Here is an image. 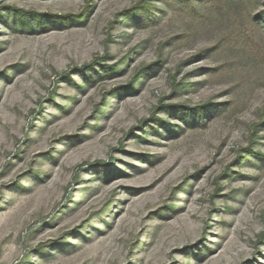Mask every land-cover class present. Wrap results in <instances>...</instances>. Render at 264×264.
I'll return each mask as SVG.
<instances>
[{"label":"rangeland","instance_id":"374dc122","mask_svg":"<svg viewBox=\"0 0 264 264\" xmlns=\"http://www.w3.org/2000/svg\"><path fill=\"white\" fill-rule=\"evenodd\" d=\"M0 264H264V0H0Z\"/></svg>","mask_w":264,"mask_h":264},{"label":"trees","instance_id":"16d2710c","mask_svg":"<svg viewBox=\"0 0 264 264\" xmlns=\"http://www.w3.org/2000/svg\"><path fill=\"white\" fill-rule=\"evenodd\" d=\"M20 16H21V22L25 23L29 28H31V24H30V22L27 19L28 15L26 13H24V12H20ZM52 18H55L56 20L63 22V21H67L69 19V16H64V17L53 16ZM36 21H37V23H42V21H43L42 16L41 17L40 16L36 17Z\"/></svg>","mask_w":264,"mask_h":264}]
</instances>
